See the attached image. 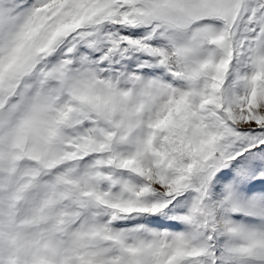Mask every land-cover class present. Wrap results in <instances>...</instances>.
Listing matches in <instances>:
<instances>
[{"label": "snow or ice", "instance_id": "6c2138e0", "mask_svg": "<svg viewBox=\"0 0 264 264\" xmlns=\"http://www.w3.org/2000/svg\"><path fill=\"white\" fill-rule=\"evenodd\" d=\"M261 177L264 0H0V264H264Z\"/></svg>", "mask_w": 264, "mask_h": 264}, {"label": "rangeland", "instance_id": "374dc122", "mask_svg": "<svg viewBox=\"0 0 264 264\" xmlns=\"http://www.w3.org/2000/svg\"><path fill=\"white\" fill-rule=\"evenodd\" d=\"M260 179H264V177H261ZM252 182H254V181H252V180H245L244 181V183H252ZM238 194L242 195L245 198H249V197H253V196L257 195V193L244 192L243 191V184H240L238 186Z\"/></svg>", "mask_w": 264, "mask_h": 264}]
</instances>
